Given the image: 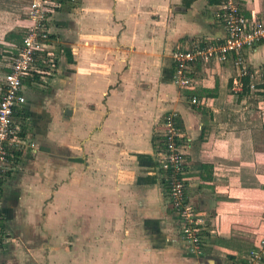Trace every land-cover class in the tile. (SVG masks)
I'll return each instance as SVG.
<instances>
[{
    "label": "crops",
    "instance_id": "0c3cea01",
    "mask_svg": "<svg viewBox=\"0 0 264 264\" xmlns=\"http://www.w3.org/2000/svg\"><path fill=\"white\" fill-rule=\"evenodd\" d=\"M238 1L264 19V0ZM30 2L0 0V81ZM58 3L48 25L57 69L24 80L31 146L0 182V264H193L156 166L166 114L201 259L242 263L264 240V41L244 52L254 90L244 78L232 93L231 62L192 66L185 90L171 53L221 35L217 0Z\"/></svg>",
    "mask_w": 264,
    "mask_h": 264
},
{
    "label": "built area",
    "instance_id": "2783aa9c",
    "mask_svg": "<svg viewBox=\"0 0 264 264\" xmlns=\"http://www.w3.org/2000/svg\"><path fill=\"white\" fill-rule=\"evenodd\" d=\"M58 6L56 0H31L27 10L29 24L23 30L19 45L13 49V58L0 81V182L16 166L24 142L31 146L25 137L26 127L21 112L24 80L37 78L44 82L57 69L56 51L49 46L48 25ZM216 11L221 35L214 40L204 39L188 48L173 50L172 81L180 89H191L192 66L231 62L236 72L231 81L232 93L242 91L244 78L248 79V89L254 90L257 75L248 69L244 52L264 41V19L244 16L238 0H217ZM190 103L195 104L196 101L191 99ZM260 114L264 118V107ZM177 133L175 116L164 115L156 166L166 185L169 207L178 220L180 241L194 257L193 264H205L201 259L203 228L185 196V162L176 142ZM255 249L240 264H259L264 260V240Z\"/></svg>",
    "mask_w": 264,
    "mask_h": 264
},
{
    "label": "trees",
    "instance_id": "16d2710c",
    "mask_svg": "<svg viewBox=\"0 0 264 264\" xmlns=\"http://www.w3.org/2000/svg\"><path fill=\"white\" fill-rule=\"evenodd\" d=\"M56 1L60 2V1H62V0H56ZM56 9H57V8H56ZM48 37H49V38H51V36H50V35H49Z\"/></svg>",
    "mask_w": 264,
    "mask_h": 264
}]
</instances>
